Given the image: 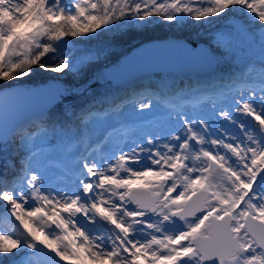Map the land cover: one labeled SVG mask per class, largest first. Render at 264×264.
<instances>
[{"label":"snow or ice","instance_id":"obj_1","mask_svg":"<svg viewBox=\"0 0 264 264\" xmlns=\"http://www.w3.org/2000/svg\"><path fill=\"white\" fill-rule=\"evenodd\" d=\"M157 20L223 22L169 46L209 76L113 90L89 42ZM0 82V264H264V0H0Z\"/></svg>","mask_w":264,"mask_h":264},{"label":"water","instance_id":"obj_2","mask_svg":"<svg viewBox=\"0 0 264 264\" xmlns=\"http://www.w3.org/2000/svg\"><path fill=\"white\" fill-rule=\"evenodd\" d=\"M175 43H182L189 48L196 49L208 46L203 43L176 38L144 42L130 50L128 53L120 56L114 65L108 67L109 69H112L113 66H116L118 69H120V71L113 72L112 84L110 86L116 87L119 85H125L126 83L134 81L137 77L145 74L171 73L174 75H179L195 73L199 69L200 73L210 70L206 65L197 61L176 58L169 47ZM52 83L53 81L49 79L44 84L33 87H26L25 85L16 84L18 85L16 91L22 93L29 91L32 93H42L43 90ZM40 99H42V97ZM38 102L39 99L36 97H30L24 99L21 103H23L25 106H28Z\"/></svg>","mask_w":264,"mask_h":264},{"label":"trees","instance_id":"obj_3","mask_svg":"<svg viewBox=\"0 0 264 264\" xmlns=\"http://www.w3.org/2000/svg\"><path fill=\"white\" fill-rule=\"evenodd\" d=\"M210 27L208 25L201 26L199 24H190L189 26H185L183 28H177L174 25H170L165 22H160L157 20L156 23L149 24L147 28L143 29H129L126 31V33L123 36H120L116 39H112L111 36H109L107 39L101 38L99 41L92 40L89 42L90 46L95 47L97 44L101 45H110V52L108 59L104 61V64H107V66H111L114 64L117 59L122 56L123 54L128 53L130 50L135 48L136 46L152 41V40H161L165 38H176V39H191L195 40L198 36V31L203 30V35H209L208 31L206 29ZM72 40V38H69ZM204 42H207L204 41ZM77 47H83V45H77ZM103 67V65H101ZM232 67V64L230 61L223 62L217 71L227 72ZM55 75L53 73L43 72L40 70H37L35 74H33L31 77L24 78L23 80L15 81V84L19 85H25L26 87H33V86H39L41 84H44L47 80L51 79V77ZM187 76V75H186ZM154 77H161L168 79H174L177 81V83L180 85V87H184V84L182 82L187 81L189 83H194L197 80H203L204 78L198 77V76H188V77H180L176 78L175 76H172V74L164 73V74H158ZM151 82H155L154 80H150ZM63 82L65 84H72L73 78L71 76H68L64 78ZM149 80L144 81H137L132 83V87H136L137 90L144 85L147 84ZM3 82H0L2 84ZM121 86L112 87L113 90H116L117 88H125ZM97 91H104L106 87H109V85H105L103 82H99L98 85L95 86ZM68 101L66 100L65 103Z\"/></svg>","mask_w":264,"mask_h":264},{"label":"rangeland","instance_id":"obj_4","mask_svg":"<svg viewBox=\"0 0 264 264\" xmlns=\"http://www.w3.org/2000/svg\"><path fill=\"white\" fill-rule=\"evenodd\" d=\"M221 26H223V22H221V23H217V24H215V25H212V26H210V27H208L207 29H206V31H208V34L209 35H203V30H199L198 31V36L196 37V39L195 40H191V39H189V40H191V41H195V42H197V43H203V44H206V45H209V43H210V41L212 40V36H213V33L215 32V30L216 29H218V28H221ZM69 39V38H68ZM165 39H167V38H165ZM70 40V39H69ZM207 40V42H204V41H206ZM71 41V40H70ZM115 64V63H114ZM114 64H112V65H114ZM111 65V66H112ZM200 70V69H199ZM199 70L197 71V72H195V73H188V74H179V75H174V74H172V76H175L176 78L178 77V78H180V77H183V78H185V77H188V76H191V77H195V76H198V77H201V78H204V79H206L208 76H209V74H210V70H207L206 72L204 71V72H202V73H200L199 72ZM169 74H171V73H169ZM155 75H158V74H145V75H141L140 77H137L136 78V80H134V81H131V82H128V83H126L125 85H123L122 87H125V88H131L132 87V83L134 82H137V81H144V80H154L155 82H157V81H159L160 79H161V77H154ZM187 75V76H186ZM129 81V80H128ZM100 82H104V81H100ZM127 82V81H126ZM119 84H121V83H119ZM119 86H121V85H119ZM16 223H18V222H16ZM60 264H68V262H66V261H61L60 262Z\"/></svg>","mask_w":264,"mask_h":264},{"label":"flooded vegetation","instance_id":"obj_5","mask_svg":"<svg viewBox=\"0 0 264 264\" xmlns=\"http://www.w3.org/2000/svg\"><path fill=\"white\" fill-rule=\"evenodd\" d=\"M221 27H223V26H221Z\"/></svg>","mask_w":264,"mask_h":264}]
</instances>
